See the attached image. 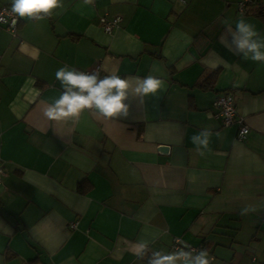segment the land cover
Returning <instances> with one entry per match:
<instances>
[{"label":"crops","instance_id":"0c3cea01","mask_svg":"<svg viewBox=\"0 0 264 264\" xmlns=\"http://www.w3.org/2000/svg\"><path fill=\"white\" fill-rule=\"evenodd\" d=\"M241 1L62 0L43 20L20 17L15 36L0 25V264H147L139 242L150 255L178 240L212 264H264V62L221 42L240 18L264 36ZM105 16L122 19L111 34ZM98 63L166 88L127 118L48 120L56 71ZM224 93L250 127L243 140L216 115ZM206 128L200 155L192 137Z\"/></svg>","mask_w":264,"mask_h":264},{"label":"clouds","instance_id":"9594fccd","mask_svg":"<svg viewBox=\"0 0 264 264\" xmlns=\"http://www.w3.org/2000/svg\"><path fill=\"white\" fill-rule=\"evenodd\" d=\"M91 3V0H84ZM63 7L62 0H12L11 11L21 18L43 20L50 16L53 10ZM221 42L229 50L241 55L245 60L264 62V36L256 30L255 25L240 18L235 29L229 27ZM154 71H159L154 67ZM101 69L92 72L79 71L63 66L56 73V79L61 82L63 92L44 109V116L50 121L75 120L86 110L95 112L104 118H127L130 115L132 101L138 100L144 104L146 98L162 94L166 81L161 77L149 74L147 77L122 78L119 75H101ZM212 132L204 129L199 135L192 137L197 145V151L204 155L201 148L210 151L209 143ZM256 209L252 206L242 209L241 214H247ZM136 252L140 260L147 264H212L214 258L207 249L196 251L185 244L173 251H152L149 255L147 242H139Z\"/></svg>","mask_w":264,"mask_h":264},{"label":"built area","instance_id":"2783aa9c","mask_svg":"<svg viewBox=\"0 0 264 264\" xmlns=\"http://www.w3.org/2000/svg\"><path fill=\"white\" fill-rule=\"evenodd\" d=\"M184 1V0H181ZM261 2V0H242L240 3V12L245 13L251 5H255ZM121 17L116 16L112 18L103 17L102 18V25L104 30L107 33H113L115 29L119 26L121 22ZM0 24L5 26L6 30L11 33L12 35H16L20 26V17L13 14L11 11V6H1L0 7ZM101 75H105L103 71V67L100 63H98L95 67L84 70V72H92L96 69H101ZM214 107L218 110L216 114L218 117L221 118L222 123L224 126L229 127L234 124L239 125V132L238 138L240 140L245 139L248 134L250 133V127L245 123V120L239 117L237 112V107L235 103V98L231 93H224L219 95L214 102ZM4 168L2 163L0 162V183L4 177ZM75 227V225H73ZM182 247L180 241L178 240L177 243L174 245V249Z\"/></svg>","mask_w":264,"mask_h":264},{"label":"trees","instance_id":"16d2710c","mask_svg":"<svg viewBox=\"0 0 264 264\" xmlns=\"http://www.w3.org/2000/svg\"><path fill=\"white\" fill-rule=\"evenodd\" d=\"M250 8H254L253 9V13L256 15V16H260V17H264V7L261 6V2H259L258 4H255V5H251ZM214 76H212V78H209V82L206 81V84H202L203 87H211L212 84L214 83ZM83 185L81 184L80 188L83 189Z\"/></svg>","mask_w":264,"mask_h":264},{"label":"bare ground","instance_id":"6f19581e","mask_svg":"<svg viewBox=\"0 0 264 264\" xmlns=\"http://www.w3.org/2000/svg\"><path fill=\"white\" fill-rule=\"evenodd\" d=\"M183 2H186V0H184ZM3 6H8V5H3ZM1 25V24H0ZM1 26H3V25H1ZM3 27H5V26H3ZM6 29V28H5Z\"/></svg>","mask_w":264,"mask_h":264}]
</instances>
